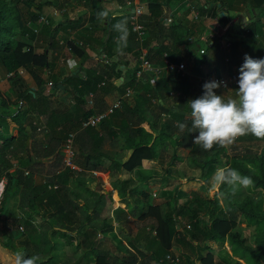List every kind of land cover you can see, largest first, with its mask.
<instances>
[{"label": "trees", "instance_id": "trees-1", "mask_svg": "<svg viewBox=\"0 0 264 264\" xmlns=\"http://www.w3.org/2000/svg\"><path fill=\"white\" fill-rule=\"evenodd\" d=\"M113 1L127 5L129 0ZM137 1L146 9L141 22L149 26L142 43L147 49L146 58L155 66L163 64L164 54L170 61L179 62L182 57L179 45H188V34L182 32L178 22L171 21L169 25L163 22V2ZM93 2L97 4L90 21L97 22V13L102 11V6L99 0ZM48 3L46 0H0V72L3 75L17 73L19 68H23L35 82V89L19 94L25 106L18 116L6 114L4 109L13 101L0 88V178L6 177L0 200V217L8 213L11 199H16L14 205L23 213L21 216L8 213L11 236L5 244L10 245L19 238L25 230L19 227L26 226V233L17 240L23 244V252L31 256L32 246L44 243V249L49 253V257L40 258L38 264H57L64 245L73 243L84 250L85 256H94L91 264H111V255L117 264H150L151 261L155 264H194L196 260L213 264L212 256L222 252L219 243L228 240L235 255L239 254L245 264H264V148L261 146L264 138L249 135L254 144L232 155L227 153L226 147L219 145L209 151L195 145L193 138L198 132L181 130L178 123L191 126L187 102L197 98L194 92L203 91V88L199 84L193 86L195 80L181 72L170 74L164 70L153 82L149 73H143L138 79L135 77L140 43L131 31L133 10L130 6L121 15L100 21L102 25L91 34L82 30L81 39L74 42L66 38L63 43L81 61L80 71L68 75L61 82L53 79L49 84V76L43 78L42 74L51 71V62L64 44L56 38L59 24L52 21L37 23ZM263 3L264 0H260L259 6ZM208 6L201 7L200 15ZM124 17H127L130 32L124 54L131 53L135 60L134 65L128 66L127 80L121 79L119 65L122 61L116 58L118 52H112L118 36L112 25ZM68 22L70 24V20ZM40 28L48 35V41L44 50L37 53L29 41L38 40ZM248 28L252 29L250 24ZM89 40L98 44L99 55H106L107 62L103 67L99 65L97 56L91 57L86 51L85 45ZM216 42L219 43V38ZM195 43L196 52L189 51L188 54L195 57L194 72L200 73L211 62V55L206 42L197 40ZM237 44L238 41H233L231 47ZM201 49H204L203 53ZM261 54L255 53L253 58ZM143 78L148 85L142 92H137L136 85ZM127 86L134 89L136 95L125 98L120 108L96 125L82 127L84 120L108 106L107 97L113 96L114 90ZM48 87L50 93H46ZM57 93H61L64 102L60 106L51 99ZM13 124L17 128L15 134L10 131ZM69 133H74V161L80 169L63 165L61 148ZM240 140L242 138L236 142ZM118 142L121 146L115 149ZM107 144L114 150H106ZM20 147L25 149L23 154L19 152ZM171 148V160H182L184 153L188 154L192 160L191 168L195 170L185 182L177 181L174 189L169 188L172 182L166 176L155 178L153 173L142 168L141 162L143 159L162 158ZM102 160L110 161L108 168L114 178L116 198L121 205L130 208L131 214L123 209L111 210L114 204L111 193L99 192L90 181L81 179L87 169H99ZM15 163L18 164L10 173ZM224 165L251 176L252 186L239 189L235 195L226 189L213 187L211 177L218 167ZM121 168L134 171L139 177L138 183L135 185L132 177L118 179ZM164 172L169 173L166 169ZM157 181L166 187L161 193L165 199L162 212L158 204L148 200L150 183ZM221 192L226 194L220 195ZM129 215L142 221L144 233L141 238L130 237L127 246L120 239L114 240L112 247L106 246L108 233L116 238L112 218L118 222L122 219L129 228ZM241 219L255 226L254 246L247 243V236H241L240 231L234 229ZM40 220L47 224L49 231L41 233L37 242H32L28 228H34ZM223 253L221 257L225 263L231 264ZM167 256L177 257L178 261ZM4 259L0 252V264H4Z\"/></svg>", "mask_w": 264, "mask_h": 264}, {"label": "crops", "instance_id": "crops-1", "mask_svg": "<svg viewBox=\"0 0 264 264\" xmlns=\"http://www.w3.org/2000/svg\"><path fill=\"white\" fill-rule=\"evenodd\" d=\"M50 1L48 3V8L53 4L59 2L60 0H48ZM53 1V2H52ZM68 4L67 11L68 13L65 15L60 16L58 12L57 7H50V9L43 7V13L49 14L51 21L53 24H59L57 30H56V38L59 40L60 44H64L63 49L59 53L58 57H61L62 54H64L66 51H69V54L71 53V50L69 47L63 43L64 40L69 37L76 38V40L81 39L79 36H82V30L87 31L88 35L91 34L95 29H97V26H101L100 20L97 22H91L90 17L93 15V11L96 8L97 2H93V0H65ZM133 1V0H129ZM138 2L137 0H134ZM160 2H163L165 5L162 9V15L164 16H170L172 18V22H178L180 24V29L182 32H186L188 34V45L182 43L179 45L180 51L182 52V57L180 58L179 62H184L186 65V70L183 72V74H187L190 76L194 81L193 86L195 85H201L203 88L204 82L199 80V77L206 73H217L219 75H225L228 74L231 71H239L241 65L244 63L245 54H248L253 58V54L258 52H263L264 49V3L262 6H259L260 0H158ZM100 5L102 6V10H108L110 13L109 19L111 17H114L116 15H121L122 12H124L128 6L132 8L131 4L122 5L118 4L116 1L111 0H99ZM128 2V1H127ZM140 3V2H139ZM206 4H209V6L206 8L205 12L200 15V9L202 6H205ZM46 9V10H45ZM146 9H144V12ZM197 13L198 17H194V14ZM144 14V13H143ZM109 19H107L109 21ZM70 20V24L68 22ZM93 24V27H92ZM143 24V23H142ZM250 24V27L252 29H247V25ZM146 29V35L149 31V26L143 24ZM169 25V24H168ZM72 26V27H71ZM41 29V28H40ZM42 30V29H41ZM219 38V43L216 42V39ZM83 39H85L83 37ZM116 40V39H115ZM204 41L206 42V46L208 47V51L211 55V62H209L205 66V70L197 73L194 72V68L196 66L195 63V57L191 54H188L189 51L196 52L197 50V44L195 41ZM48 41V35L45 34V32L42 30L41 33L38 36V40H33L30 42L35 47L36 52L39 50H44L45 45ZM238 41V44L232 48L231 42ZM88 44L85 45V49L88 52V54L91 57H98V62L101 67L104 66V64L107 62V57L105 54L99 55L98 50L100 49L98 47V44L92 43L91 40L87 41ZM139 43V42H137ZM210 43V46L208 44ZM97 48V49H96ZM147 50V49H146ZM123 53L118 50L116 43L112 46V52L115 54L118 52V56L116 57L120 62L119 67L122 69V80H127L128 71H125L126 68L128 69V66L134 65V58L131 53ZM64 52V53H63ZM73 56H72V55ZM71 60L76 61V67L72 68L69 65V61L66 62V64H58L55 59L51 62V71L48 72V74L43 73L42 77L47 78L48 76V82H51V80L55 79L57 82H61L62 80H65V78L68 75L75 74V72L80 71L81 61L80 59L77 62V56L71 53ZM101 56H104V61L101 60ZM76 57V58H75ZM213 60V61H212ZM106 61V62H105ZM57 62V63H56ZM178 63V62H176ZM160 66V65H156ZM17 76H21V80L18 81L19 87L21 84H23V88H21L20 91H18L17 95L21 94L22 92L26 90L35 89V82L33 81L31 75L25 71L23 68H19ZM6 74H2L0 72V88L4 90V94L7 95L10 100L13 101L12 95H11V88L10 83H17L11 82L12 78H5ZM51 76V77H50ZM23 78V79H22ZM125 78V79H124ZM201 83V84H200ZM152 84V83H151ZM148 85V81L146 79H142L139 81L136 85L137 92H142ZM47 87V86H46ZM237 87V86H236ZM126 88H131L130 86H127ZM126 88H122L121 90H114L113 96L109 95L107 97V102H111L112 99L116 97L117 94H121L125 91ZM132 89V88H131ZM196 89V88H195ZM235 87L229 88V89H214L215 92L219 91V94H226V95H235L236 92ZM196 90L197 94L196 97L198 98L201 96L204 92ZM51 89L48 87L46 93H50ZM133 95H136L134 93L133 89ZM135 97V96H134ZM19 102H23L22 107L25 106L24 101L20 100ZM52 100H54L55 105L60 106L62 105L63 101L61 100V93H57L55 95H52ZM92 102L89 103L91 105ZM12 106L9 105L7 109ZM7 115H10L6 113ZM11 133H16L17 128L15 124L11 126L10 128ZM249 135L240 137L242 140L226 147L227 153L229 155L240 153L243 148H246L249 145H252L254 143L253 140H249ZM121 146V143L118 142L115 149L119 148ZM262 148H264V142H262ZM106 150H112L111 145L107 144L105 146ZM114 150V149H113ZM172 148L168 149L167 152H165L164 156L162 158L157 159H144L142 160V168L144 170L149 171L150 173H153L155 175V178L160 179L162 176H166V179L170 180L172 182V186L169 187L170 189H174L176 182H185L186 178L188 176H191L192 168L191 163L192 160H190V156L188 154L183 155L182 160L173 161L171 160V154H172ZM167 157V158H166ZM166 160V161H164ZM173 161V162H172ZM110 163L109 160H102L101 161V167L97 170H86V175L80 176L81 179H87L92 183V186L95 190H98L99 192H102L104 194L111 193V198L114 202L111 210L117 211V210H125V212L130 213V208L125 207L124 205H121V203L118 201L115 195V191L113 189V181L114 178L112 177V174L108 168V164ZM148 163H153V165L149 166ZM170 163H173L171 166ZM18 163H15L14 166L9 170L10 173L14 172L15 167ZM75 164V161H74ZM181 165H187L191 171L187 175H185L183 178H179V176L175 175V172L173 173L172 170L177 172V169L180 168ZM75 167L77 169H80L79 166L75 164ZM169 168V170H167ZM173 168V169H171ZM169 171V173L164 172V170ZM162 170V172H161ZM171 171L173 175H171ZM195 172V170H193ZM3 177V176H2ZM2 177L0 178V183L2 184ZM133 178L135 180V185L138 183L139 177L136 176L134 171H126L124 169H120L118 174V179H129ZM38 178L37 180H39ZM0 184V186H1ZM183 185L187 188L188 185ZM5 185L3 186L4 190ZM150 189L151 194L149 197V201L152 204L159 203L162 207V211L165 208V199H163L162 191L165 190L163 188V183L154 182L150 183ZM156 190H159L158 193ZM3 193V191H2ZM1 193V197H2ZM0 197V199H1ZM154 197H157L155 199ZM16 199H11L8 203V206L10 207L8 209V213H14L16 215H19L22 213L21 209L19 207H16L14 205V202ZM157 201V202H156ZM0 217V242L2 244L7 241V239L11 236V231L8 229L7 224V215ZM130 216V215H129ZM141 222L140 220H137L136 216H130V220L128 221L129 228H127L124 225L123 220L116 221V225L119 226V228L122 229L124 234L127 236L125 238L118 237L122 244L127 246L128 240L130 237L132 238H141V235L144 233V231L141 228ZM114 226V224H113ZM114 229V227H113ZM130 229V231H129ZM107 236L109 237L110 234L108 233ZM19 238H16L15 241L10 243L8 247H6V250L12 249L13 247L18 248V250L23 249V244L19 241H17ZM13 245V246H11ZM3 253V249H0ZM4 263V262H3Z\"/></svg>", "mask_w": 264, "mask_h": 264}, {"label": "clouds", "instance_id": "clouds-1", "mask_svg": "<svg viewBox=\"0 0 264 264\" xmlns=\"http://www.w3.org/2000/svg\"><path fill=\"white\" fill-rule=\"evenodd\" d=\"M109 16L108 10L97 13V19L101 22L109 19ZM112 27L118 33L116 45L122 54L128 46L130 35L127 17L118 20ZM68 63L72 68L77 66L75 60ZM238 85L235 95H226L214 91L221 86L220 82H205L203 94L187 102L191 126L178 123V127L181 130L187 129L188 133L198 132L193 142L204 151H209L216 145L228 147L246 135L264 138V58L254 59L245 54L244 63L239 69ZM211 182L213 187L226 189L235 195L239 189L252 186L253 179L236 168L224 165L215 170ZM39 260V255L29 256L17 251L13 264H38Z\"/></svg>", "mask_w": 264, "mask_h": 264}, {"label": "rangeland", "instance_id": "rangeland-1", "mask_svg": "<svg viewBox=\"0 0 264 264\" xmlns=\"http://www.w3.org/2000/svg\"><path fill=\"white\" fill-rule=\"evenodd\" d=\"M46 2H50V1L46 0ZM45 7L48 8V4L45 5ZM50 7L59 8L58 12L60 11L59 12L60 16L65 15V14L68 13V11H67L68 4L66 3L65 0H60L59 2L55 3V5L52 4ZM50 7L48 9H50ZM42 15H45L49 19V21H51V18L49 16V14L42 13ZM68 39H70V40H72L74 42L76 41V38L69 37ZM34 50H35V47H34ZM42 51L43 50H39V51H37V53H41ZM70 54H69V51H66L64 54L61 55V57H58V58L56 57L57 59H55V61H57L58 64H64L65 65L66 62L71 60ZM48 59L49 60L51 59L50 53H48ZM76 59H77V62H78L79 57H77ZM17 75L18 74H16L11 79V82H14V80H15V82H17V83L16 84L15 83H10V87L12 86L11 95H12V98H13V104H12V106H10L7 109V112L5 111L6 113H8L10 115H15V116H18L23 111V107H22L23 102L22 103L19 102V99H18L19 96L17 95V93H18V91L21 90V88H23L24 85L21 84L20 87H19V84H18L19 82L18 81L21 80V76H17ZM216 93L219 94V91L216 92ZM62 104H64V102ZM65 105H66V103H65ZM57 106H58V104H57ZM28 147H29V144L27 145V148ZM19 152L21 154H23L25 152V149L23 147H20L19 148ZM164 161H166V160H164ZM148 164H149V166L153 165V163H148ZM171 169H173V168H171ZM172 171H173V173L175 172V175L179 176V178H183L186 174L189 173V171H191V169H189V167L187 165H181L180 168L177 169V172L174 171V170H172ZM172 171H171V175H173ZM161 172H162V170H161ZM158 191L159 190H156L157 193H158ZM154 198L157 199V197H154ZM221 201L223 202V204H225V201L223 199ZM155 204H158L160 206V210L162 212L161 205L159 203H155ZM112 223L114 224V229H113L114 231L113 232H114V235L116 236V238H114L113 235H110L108 237V239L106 240V246H108V247H112V244L115 245V241L114 240H118L119 239L118 237L125 238V239L127 237L124 234V232L122 231V229L119 228V226L116 225L117 223L114 220V218H112ZM23 229H25V230L23 232H21L22 235L24 233H26L25 231H26L27 227L25 226ZM28 229H29L28 232H29L30 240L32 242H37V240H38L37 237L41 233H43V232H47L48 233V231H49L47 224L45 222H42L41 220H40V222H38V223H36L34 225V228H28ZM234 229H238L240 231V233H241V236H247V243L249 245H251V246H254L253 232L255 230V226L253 224H251L248 221H246V219H241V221H239V223H237V225H236V227ZM22 235L18 236L19 239L22 238ZM47 243H51V241H47ZM11 246H13V245H11ZM6 247H8V245H6L3 242L1 244V242H0V249L5 250V251H3V253H5V254H3L4 257H5L4 264H13L14 254L17 251H22L23 252L24 248L22 250H18V248H16V247L14 248L13 247L12 249L6 250L5 249ZM219 248L222 249L221 251L224 252L223 254L226 256V258H228L230 260L231 264H236V262H237V264H242L243 258H241L239 256V254L235 255V251L233 250V245H231L228 240L225 241L222 244L219 243ZM31 250H32L31 251L32 255H34V254L39 255V257L43 258V259H47L49 257V253L46 252V250L44 249V243H38V244L33 245ZM235 250H237V248H235ZM222 252H219V254L215 253L212 256L213 264H226L225 261L223 260V258L221 257ZM175 253L176 252L174 251L173 254L176 255ZM111 254H112V252H111ZM94 259L95 258L92 255H86L85 256L84 255V250L82 248H80V247H77L75 245V243H73V244L64 245V247L62 248V256L60 257L59 262L57 264H91L94 261ZM110 262H111V264H117L116 261H114V256H112V255L110 256ZM150 264H155V263L153 261H151ZM174 264H180V263L175 262ZM194 264H203V263L200 260H196ZM243 264H245V262H243Z\"/></svg>", "mask_w": 264, "mask_h": 264}, {"label": "built area", "instance_id": "built-area-1", "mask_svg": "<svg viewBox=\"0 0 264 264\" xmlns=\"http://www.w3.org/2000/svg\"><path fill=\"white\" fill-rule=\"evenodd\" d=\"M128 4L132 5V15L130 17V26H131V31L135 34V39L140 43V48H139V56H138V67L135 69V77L138 79L140 78L143 73H149L151 75V81L153 82L154 80H156L159 75L166 70L167 72H169L170 74H174V73H183L186 70V65L184 62H172L169 60V58L166 56V54H164V58H163V64L160 66H155L153 65L147 58V50L144 46H142L145 34H146V29L144 27V25L141 22V17L144 13V9L145 6L143 3H139L136 1H128ZM194 17H198V14L195 13ZM172 18L170 16H164L163 22L165 24H170L171 23ZM38 24H48L49 23V19L45 16V15H41L37 21ZM38 27H40L38 25ZM208 46H210V43L208 44ZM201 53L204 52V49L200 50ZM258 58H264V49L263 52L261 54L260 57ZM105 57L101 56V60L104 61ZM106 62V61H105ZM128 69L126 68L125 71H127ZM18 72V70H17ZM16 75L15 72H8L5 75V78L9 79L12 78ZM238 79H239V71H231L228 74L225 75H219L217 73L211 72V73H206L204 75H202L201 77H199V80H201L202 82H209V81H218L221 83V86L217 89H229L232 87H236L239 86L238 85ZM51 82H49L50 84ZM133 94V89L131 88H126L125 91L122 94H117L116 97L114 99H112V101L108 104V106L100 112H97L91 116H89L86 120H84L81 125L82 127H86V126H94L97 124V122L99 120H101L102 118L108 116L109 114H111L115 109H118L121 107L122 105V101L127 98L130 97ZM73 137H74V133H69L68 136L65 138L63 144H62V148H61V152H62V156H63V165L64 166H71V167H75L74 164V147H73ZM1 184V183H0ZM6 184V177H2V184L0 186V197H1V193L3 191V186ZM48 187H54L52 185H49ZM1 200V199H0ZM23 215V213L19 214V216ZM189 227V226H187ZM20 230L23 229L22 226L19 227ZM167 258H169L170 260H174V261H178L177 257H170L167 256Z\"/></svg>", "mask_w": 264, "mask_h": 264}, {"label": "water", "instance_id": "water-1", "mask_svg": "<svg viewBox=\"0 0 264 264\" xmlns=\"http://www.w3.org/2000/svg\"><path fill=\"white\" fill-rule=\"evenodd\" d=\"M29 144V141H27V145Z\"/></svg>", "mask_w": 264, "mask_h": 264}]
</instances>
